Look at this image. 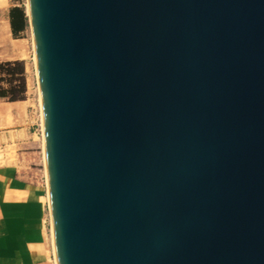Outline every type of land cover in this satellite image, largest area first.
I'll use <instances>...</instances> for the list:
<instances>
[{"label": "water", "instance_id": "95a60500", "mask_svg": "<svg viewBox=\"0 0 264 264\" xmlns=\"http://www.w3.org/2000/svg\"><path fill=\"white\" fill-rule=\"evenodd\" d=\"M57 264H264V0H28Z\"/></svg>", "mask_w": 264, "mask_h": 264}, {"label": "crops", "instance_id": "0c3cea01", "mask_svg": "<svg viewBox=\"0 0 264 264\" xmlns=\"http://www.w3.org/2000/svg\"><path fill=\"white\" fill-rule=\"evenodd\" d=\"M16 6L18 0H0V62L26 59L28 25L17 36L11 26ZM26 102L0 98V152L11 142L36 145L37 124L43 146L41 111ZM16 168L0 160V264H53L47 177L42 181Z\"/></svg>", "mask_w": 264, "mask_h": 264}, {"label": "rangeland", "instance_id": "374dc122", "mask_svg": "<svg viewBox=\"0 0 264 264\" xmlns=\"http://www.w3.org/2000/svg\"><path fill=\"white\" fill-rule=\"evenodd\" d=\"M20 6L25 9L26 14H28V0H18ZM28 16V15H27ZM29 40V48L26 54V59L23 61L25 66V83H26V95L25 100L26 104L30 105L31 110H36V114H39L41 111V120H42V109H41V95H40V86L36 69L35 53H34V42L31 27L29 24L28 16V32L26 34ZM17 80L13 83L11 76L5 74L3 71H0V85L9 89L10 92H13L15 89H19L22 85L21 81ZM42 124V123H41ZM42 129L43 126L41 125ZM36 136L35 141L36 145L11 142L5 145L4 151L0 152V160L4 163L14 165L19 170L25 172V175L33 176L34 178H42V181L45 180L46 166H45V155H44V145L41 146V131L38 124L35 126ZM43 133V132H42ZM31 141V139H30ZM27 142V141H26ZM30 152V153H27ZM16 168V169H17ZM28 169V172H27ZM42 175V176H41ZM47 181V180H46Z\"/></svg>", "mask_w": 264, "mask_h": 264}, {"label": "trees", "instance_id": "16d2710c", "mask_svg": "<svg viewBox=\"0 0 264 264\" xmlns=\"http://www.w3.org/2000/svg\"><path fill=\"white\" fill-rule=\"evenodd\" d=\"M11 26L13 34L15 36L19 35V32L25 30L28 25V16L25 9L21 6H16L11 10ZM0 71H3L5 74L11 76L13 83L17 80L21 81L19 89L13 90L10 92L9 89L0 85V98H6L9 101L23 100L26 95V83H25V66L23 61H7L0 62Z\"/></svg>", "mask_w": 264, "mask_h": 264}, {"label": "built area", "instance_id": "2783aa9c", "mask_svg": "<svg viewBox=\"0 0 264 264\" xmlns=\"http://www.w3.org/2000/svg\"><path fill=\"white\" fill-rule=\"evenodd\" d=\"M41 130H42V127H41ZM42 132H43V130H42ZM49 211H50V208H49ZM52 263H53V264H57L56 261H55V256H54V254H53V257H52Z\"/></svg>", "mask_w": 264, "mask_h": 264}, {"label": "bare ground", "instance_id": "6f19581e", "mask_svg": "<svg viewBox=\"0 0 264 264\" xmlns=\"http://www.w3.org/2000/svg\"><path fill=\"white\" fill-rule=\"evenodd\" d=\"M29 13V12H28ZM42 126H43V119H42ZM43 130V129H42ZM43 145H44V142H43Z\"/></svg>", "mask_w": 264, "mask_h": 264}]
</instances>
